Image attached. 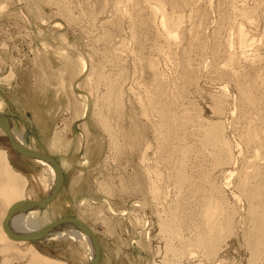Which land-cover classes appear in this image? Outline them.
Segmentation results:
<instances>
[{"label": "bare ground", "instance_id": "6f19581e", "mask_svg": "<svg viewBox=\"0 0 264 264\" xmlns=\"http://www.w3.org/2000/svg\"><path fill=\"white\" fill-rule=\"evenodd\" d=\"M2 1L7 2L8 0H2ZM200 1L202 2L203 0H200ZM105 2L103 0L102 1L98 0L96 2L95 7H93L95 9H93V11L91 10V12L89 13V14H91V20L93 22L97 19L96 15L102 14L103 12H105L106 9L110 8L113 11L118 10V9L122 10L123 6H126V4L128 5V3H126V2L130 3L129 0H113V3L111 4L112 6L110 7L107 5L108 2H106V3ZM205 2H208V1L204 0V3ZM218 2H217V5L219 4ZM234 2L238 3L237 0H227V1L225 0L226 4L224 3V5H222V4H220V6L218 5L219 9L217 11L218 12L220 11V13H218L219 18L221 20L223 19V21H226V22L228 21L226 26L228 27L227 29L229 31V35L227 34L229 36V39L225 40V43L223 46L221 44L220 40L218 39L219 36H217V39H215L216 37H214L215 40H213L211 43V47H212L211 51L213 52V54L211 53V55H212L211 59L212 60H211L210 67H208V68H209V71L213 72L216 76L215 78L213 77V79H218L220 81L221 80H225V81L227 80L228 82H231L234 85V88L235 87L237 88V90H238V97L237 98L238 99L236 101H238V106H237V103H236V106L238 108L235 106L237 109V110H235L237 117H240L245 122L248 119L251 120L248 123L244 122L245 128H244V133H242V135L243 134L244 135L243 136L241 134L239 135L241 137L240 142L242 140L243 144H244L243 146H245L247 148V150H249V151H250V149L253 150L252 148L255 145L257 146V148L255 150H253L254 153L251 156H253L252 158L255 162L256 161L258 162L261 160V157H262V154H260V151L264 150V138H261L264 135L263 134L264 133V131H263L264 130V125H263L264 123L262 121V116H261L262 111L264 114V105H263V107L261 106V104H263V103H261V100H259V98H258V97H260L261 99H263L262 97H264V96H261V94L264 95V84L262 85V89L257 88V86H256L257 84H255V83L258 80L256 81L253 79V74H252L253 70H251L248 67V69H249L248 73L250 74L249 76H252V77H250L251 79L247 83L248 84L247 88H243L240 86L241 85L240 84L241 76L238 73L234 72V70L231 71V69H230V71L228 70L229 72L226 71L225 69H220V68H222L220 66H223V68H226V66L228 64H230L228 66H231V65L234 66L238 63L239 64L242 63L244 65L247 64L249 66H252L255 63H257L258 59H260L259 55H258V49L260 47H264V35H262L263 33L260 35L259 31L257 32V30H255L256 24L258 23V20H256V18H254V20H253V17H254L253 13H254L255 9H254V11H252L250 8L249 9L248 8L242 9L240 7V9L237 8V11L235 13V12H233V9H234L233 3ZM124 3H126V4L123 5ZM136 3H138V2H136ZM197 3L199 4V0H197ZM220 3H222V2H220ZM228 4H230V5L228 6ZM148 5H149V12H150L153 20L156 21V25H154V26H156L155 28L157 29L156 36L159 38V40H162L163 45L164 44L166 46L170 45V47L172 45L173 46L174 45H177V46L180 45L181 40H183L185 42H189V43L193 42L191 40V39H193L192 37H194L193 32H195L196 27L201 26L200 22L202 23V18H206L202 14V11L201 12L199 11L200 8L198 6H200V5L196 6L197 4H195V5L192 4L193 6L189 7V8H191V10H189L188 16L187 15L185 16L182 13L181 14L180 13L167 14L165 9H164V4L161 0H154L152 3H149ZM4 6H5L4 3H2L0 6V9H1L0 20L3 19L5 16L7 17V19H9L10 16L16 17V19H18L22 25L21 24L17 25L18 23L15 22L16 25H14V27L18 26V28H21L22 31H25V32L28 31L27 29H31L33 27L35 28V31L37 33V38L39 39L38 40L39 47L37 49H35V52H33L34 53L33 56L35 58H33L34 60L31 62H33V64L36 65L38 63H41V61H43L42 66H44V61L46 63V62H53L55 60L59 64L58 67L56 66L57 68L53 67L54 69L53 68L49 69V70H51V71H49L50 73L48 72V70H47L48 73L46 71L39 72L38 71L39 67L37 66V70L35 69L37 72L34 71L33 74H34V76L39 75L38 78L40 80L39 81L40 86L38 84L39 88L37 87L38 90H36V92L40 91V94L37 97V95H35L36 92H32V91H35L34 88L31 90V89H29V87H26V86H28L27 84H26V86L24 84H22L20 86V89H26L27 90V94L23 95V98L26 99L28 102H31V103L33 101L36 104H43V98L45 97L44 93L47 92V89L53 88L51 83H50V80H51L50 77L51 76L54 78H57L59 76L66 77L67 81H68V83L66 82V84L69 85L70 90L72 88L71 93L73 94V100H72L73 102L71 100L67 99L68 102L65 105L66 106L65 109L67 111H70L71 116H73V118L76 119L80 123L79 124L80 127H78V128L81 130V132L76 135L77 144L75 146L76 147L75 150L82 149L84 144L89 142V138H91L92 133L94 131L93 128L97 127L103 134V137H102V135H100L101 138L99 141H103L104 139L107 138L110 141L111 146L114 147L115 152H113V153H116V158H118V159L123 158L125 162L126 161L129 162V164L128 163L127 164L130 165V167H131L132 172L128 176L126 175L127 177H125L126 171L125 172L123 171L125 169V167L123 166L124 169L122 171L124 172V175H117V176L108 177L109 179H111L110 182H109V179L106 178L107 179L106 180L104 178V175H100L99 178L97 177L98 178L97 180L95 179L96 180L95 182L93 181L95 183L96 193H100V194L104 193L105 194L104 195L105 199L103 200V202L101 204L94 205L93 199L89 196L82 197L79 199L77 198L78 200L77 201L75 200L76 202H74L73 205H71L69 203V201H67V203H66V206L68 208L73 209V210L74 209L77 210V217H74L73 219H77L78 221H80L81 223L86 225L89 228V230H91L92 234L94 235V237L98 243L99 257H98V261L96 264H113L111 259H107L103 255V252L101 249V244L99 242L98 237L96 236L95 229L91 225V222L92 221L96 222V220H101L102 222H105V223H107V222L112 223L113 221H115V222H120L123 225L128 224L130 226V228L134 230L133 232H135L137 229H139L135 233H131V234H136V236L144 235V240H146L145 238H149V228L151 227V225H153L155 223V221H154V218H155L156 225L159 228L158 229L159 231L157 230L158 234L160 235V237H162V240H163V237L166 238V240L165 239L163 240V242L165 241V244H164L165 250H164V256H163V260H162V261H164L163 264H193V262L191 263V261L194 259H197L199 256L202 257L203 260H210L213 257H215L217 252L219 253L223 249V247H220L221 241L223 239H225V237L230 235V234L238 235L239 234L238 230H240V235H241L240 237H242L244 244L251 251V255H252L251 257L259 258L260 256H262L264 254V166L263 167H256V164H254V162H252V161H250V164H249L248 161L244 158L245 157V155H244L243 158L241 157L242 158L241 159L242 166H240L241 169L239 170L238 174L236 175L237 178L234 177L237 180L232 181L234 179L233 178V175H234L233 171H229L227 175H224L225 174L224 173L223 174L224 177H222V180H220L221 177L219 178V176L216 175L215 171L221 167L230 166L232 162H235L237 158H240L238 156H242V153L240 151L241 155L237 154L238 156L235 158V156L233 154V149L231 148V145H230L231 142L229 143L226 140V135H225V129L226 128L224 127L223 122H220L219 120H206V121L204 120L205 125H204L203 129L200 130L196 134V141L194 140L195 146L192 147L189 144H186V142H185V144H182L183 143L182 138L178 137V133L180 134V132H178V131H179L180 126L183 125L182 123L186 122L185 121L186 119L184 117H182L183 113L180 114L178 117L176 115L177 111H175L176 113L173 114L170 109H168L165 105H163L164 103L162 102V98L164 96L163 93H165L164 92L165 86L162 84V82L160 80H158V77H157L156 72L154 70H152V71L149 70L150 71L149 73L150 74L152 73V75H151L152 76L151 77L152 78V84L150 83L151 85H150V88L148 87V90H147V88H146V90L143 89V91L147 92L145 96L144 95L142 96L140 94V92L138 90L139 86L138 87H136V86L134 87L133 85L129 86L128 78L126 77L124 67L122 69L118 70L119 73L117 74L116 78H114V79L111 78V75L105 76L102 72V65L99 62L100 60L98 61L97 56L106 59L108 57V55L110 54L108 49H106V45L109 46L111 43L117 41V39H116L117 35H115V33H114L115 31H112L113 26H114V30H115L116 26L118 27L117 22H115V23L113 22L114 25L113 26L111 25L112 28H110L109 26H106V24L104 22H103V24L99 23L101 25L98 24L99 25V26L97 25L98 28H101V30H104L103 31V34H104L103 39H104L105 47L102 49H100V48L96 49L95 47L94 48L92 47L93 46L92 45L93 43H92L91 44L92 45L91 46L92 47L91 52L90 53H84L85 51H83L82 46H79L80 38L79 37H78V39L76 38V40H75L76 42H70L68 40L69 38H68L67 33L62 31L61 24L55 23L52 26L50 24V22H48V20H41L40 18L32 19V15H29V14L26 15L23 12H20V14L18 13L17 15L12 14V12L5 14V12H3V10H2V9H4L3 8ZM203 6H204V4H203ZM218 6L216 8H218ZM229 7H231V8H229ZM254 7H255V5H254ZM125 8H127V7H125ZM182 8H183V6H182ZM61 10H60V12H61ZM123 11H121V12H123ZM64 12H65V10H64ZM116 12H118V11H116ZM61 13H63V12H61ZM123 13L125 15L127 14L125 12H123ZM239 16H240V18L238 19V23H235L234 22L235 17H239ZM261 18H260V20H261ZM64 19H66V21L71 23V24H72V22H75V20L72 19L69 16V14L65 15ZM194 19L198 20L197 23L195 22ZM263 20H264V18H263ZM188 21L189 22L191 21L193 26L190 27V29L188 31L186 30L187 32L182 31L180 29L181 28L180 25L184 24ZM93 22H92V24H94ZM226 22H223V23L226 24ZM13 23H14V21H13ZM109 23H111V22H109ZM95 24H96V21H95ZM43 26H45V27H43ZM221 29H223V28H221ZM256 29H258V28H256ZM178 35H180L182 37L181 40H178V38L180 37V36L178 37ZM217 35H219V34H217ZM47 38L52 39V41H55L54 44H52V43L50 44L49 43L50 41L47 42ZM81 39H83V38H81ZM234 39H235V42H234ZM91 41H95V39L92 38ZM200 42L198 41V46H199L198 51L203 50V46H204V43L200 44ZM203 42H205V41L203 40ZM223 42H224V39H223ZM153 43H155V42L153 41ZM115 44H118V43H115ZM138 44L141 45V43L139 41H138L137 45ZM234 45H235L236 51H234ZM155 46H156V44H155ZM222 46H223L225 54H226L225 56H223V61H222V58H220L221 60L218 58V53L217 54L215 53L216 51H219V48L220 47L222 48ZM35 47H36V45H35ZM159 47H161V46H159ZM167 49H169V48L167 47ZM110 56H111V54H110ZM94 57H96V59ZM112 58H114V57H112ZM184 59L181 60L179 63V65L181 67V72H182L181 73L182 74V76H181V79H182L181 85L182 86H180L181 88H180L179 92H180V96L182 99L188 93L187 90H190V89H187L188 87L194 86V85L196 86V84H197L196 83L197 82L196 76H198V75H196L195 72H193L194 70L191 71L190 70L191 68L189 69V67L187 65V63H189V61L187 62ZM108 60H110V58ZM5 61L6 62H4L0 59V69H1V65H3L2 67L6 66V64L9 65L10 67L13 66V64L9 62V61H12L10 58L5 59ZM3 63H5V64H3ZM107 64H108V62H107ZM220 64H222V65H220ZM233 69H234V67H233ZM111 70H112V68H111ZM254 74H255V72H254ZM247 75L245 77H247ZM211 77H212V75H211ZM34 79H36V78H34ZM243 79H245V78H243ZM218 80H216V81H218ZM259 80H261V79H259ZM52 81H53V79H52ZM103 81H104V87L106 88V90L103 91V93H105V94L102 98H95V96H96L95 94H98L100 92V89H99V87L101 86L100 83H102ZM59 82H60V80H59ZM2 83L7 84V91L8 92L11 91L12 84L15 83V88H17L19 86L18 85V72L14 66H13V68L10 69L7 76L5 75V77H2V74H0V85ZM244 83H245V81H244ZM36 84H37V82H36ZM36 84H34V85H36ZM259 86H260V84H259ZM58 88H55V96L58 95L60 92L61 88L60 89H58ZM222 88H223V86H222ZM222 88H221V90H223V91L220 90L221 95L218 94L219 96L212 97L213 99L211 98L212 101L214 102V104L212 106V112L215 115H222V114L224 115V111L228 105L229 100H228V96L226 93L227 90L224 88L222 89ZM225 88H226V86H225ZM79 92H82V93H79ZM256 92H258L260 94V96H257ZM29 93L32 96H30ZM144 93H142V94H144ZM36 94H38V93H36ZM15 97H16V95H15ZM92 98H93V100H92ZM94 98H95V100H94ZM34 99H37V100L34 101ZM99 100H101L102 105L100 104ZM161 103H163V104H161ZM57 104H58V102H57ZM160 104H161V106L158 107V112H157V115L159 116L158 119L160 120V123L158 125H156V123H153V122L150 123V121L152 119L150 118V116H149V118L151 120H149L147 118V108L148 107L154 108V106H157ZM191 105L193 106L192 103H191ZM37 106H38V108L35 107V108H37V110L33 112L34 116H32L33 124H36L38 126H44L45 129H48L46 126L48 124H54V127H55L53 129L54 131L52 133V137L50 138V140L47 143V148H48L50 153L55 154V155L59 154L61 156L60 161L57 160L56 158H53L52 156H48V157L51 158L59 166V169L61 171L62 178H63L59 191H62L61 189L64 186V182H65L64 181L65 180V173H66V171H68V168H70V166L67 167V165H69L68 161H70L67 158L70 156L71 151L74 150V148H73L74 143H73V140L72 141L65 140V143L62 142V140L65 139V138H63V133L66 131V127H68V126L66 125V127H63V129L57 128L56 124L54 122H52V121H54L52 118L51 119L47 118V120H46V117L43 116L42 114H40L43 111V106L41 107V105H40L41 108L39 107V105H37ZM62 106H63V104H62ZM181 107L183 108V106H181ZM4 109H5L4 96L0 92V115L1 116H4L3 114H1L2 112H4ZM183 109L185 111V106ZM176 110H178V109H176ZM150 111L151 110H149L148 113H152ZM180 111H181V109H180ZM186 111H187V109H186ZM58 112H60V111H58ZM43 114H45V113H43ZM251 114H252V117L250 118ZM149 115H151V114H149ZM7 116L8 115H6V117H5L6 120H7ZM186 116H187V114H186ZM254 116H255V118H254ZM13 117H15V116H13ZM113 117H114V119H113ZM231 118H232V116H231ZM10 119H11V117H10ZM10 119H9V121H10ZM74 119H72V121ZM19 121H21V120H19ZM112 121H114V125H112ZM9 123L10 122H8V126H9ZM73 123H75V122H73ZM147 123H148V125H150L149 127H148ZM69 124H70V122H69ZM23 125H24V123H23ZM10 126H9V131H10L11 135L13 136V138L15 139V141L17 143H19V145L23 146L22 145V143H23L25 145L23 147L30 149V150H33V151H36V152H39V151L32 149L31 147L27 146L29 144L25 143V141H24L25 138H23V132L22 131H19L17 133L15 131L11 132L12 129H10ZM21 126H22V124H21ZM230 126H231V124H230ZM244 126H242L241 128H243ZM232 127H233L232 131H236V129H237L236 122L233 124ZM238 127H239V125H238ZM36 128H37V126H36ZM181 128L183 129V127H181ZM39 129L40 128H37V130H39ZM40 133H42V132H40ZM148 134H151L154 138H157V139L152 138V140H155V141L158 139L161 140L160 141L161 148L160 147L159 148H160V151L162 154L159 153L158 148H157V150H158V155H160V154H161V156L164 155V158L162 159V160H164V162H163L164 167L163 168H160L159 165H157V164H156L157 166L155 165L154 168H150L146 165L147 164L146 163V153H147L146 148H149L151 146L150 145L151 143H148V138H150V137H148L149 136ZM3 135H5V137L7 139L9 149H6L5 147L3 148L0 146V167L4 165L3 168H5V169H3L1 167L0 171H2V169H3V171H6V172L9 171V173H10L12 171V168L8 162L9 161L8 160V153H9V155H10V151H13L15 154H17V153L10 146L9 140H8V137H7V134L5 133V131L0 129V136H3ZM40 135L41 134H39V137H40ZM95 136H97V135H95ZM97 138H98V136H97ZM93 139H94V137H93ZM96 140L98 141V139H96ZM96 140H95V143L98 144V142H96ZM173 142L177 143L176 146H173ZM90 146H91V144H90ZM102 146H100V147L102 148ZM235 147H236V145H235ZM85 148H86V151H85V155H84V160L79 163V165L83 168L88 165L87 156H88V153L90 151V150L88 151V149L90 148L89 144H86ZM246 148H245V150H246ZM237 149H238V146H237ZM240 149L241 148H239L238 151ZM93 150H95V149H93ZM100 150L101 149H99V151ZM157 150H156V153H157ZM204 151H208V154L213 158L212 159V167H211L212 170L210 169V171L206 170V163L204 165V159H203ZM245 152H244V154H245ZM100 153H101V151H100ZM100 153H98V154L100 155ZM93 154L95 155V153H93ZM250 154H248V156ZM17 155H19V154H17ZM158 155L155 154V156L159 157ZM19 156H22V155H19ZM22 157H24V156H22ZM88 157H90V156H88ZM26 158H29V157H26ZM109 158H110V156H109ZM116 158H115V160L117 161ZM249 158H250V156H249ZM30 159H33L37 163H40L41 166L43 165V168L41 169L42 171H40V173L36 174L35 183L37 182L38 185L42 186L43 190H45V193H47L49 191V193H48V195H49L51 193L54 185H55V182H56V170L53 168L52 165H50L49 163H46L45 161H42V160H39L36 158H30ZM62 159H64L65 161H63ZM147 159H149V158H147ZM162 160L160 163H162ZM251 162H252V165H251ZM237 163H238V161H237ZM239 163H240V161H239ZM209 165H211V163ZM164 168H165V170H164ZM223 170L225 171V169H223ZM223 170H220V171H223ZM1 174L2 173L0 172V175ZM127 174H128V172H127ZM2 175H4V174H2ZM9 175H8V177H9ZM4 176H2L1 178H4V179L8 178V177H6V175H4ZM6 180H10L11 183H13L11 178L6 179ZM1 181H3V179ZM13 181L15 182V179ZM7 183H9V182H7ZM7 183H5V184H7ZM76 183H77V179H74L73 182L71 183L72 185H71L70 190H73L74 187L75 188L78 187ZM3 185H0V186H2V189H0L2 192H4L3 191V188H4ZM11 185L12 184H10V185L8 184V189L10 188ZM13 187H15V186H13ZM13 187H12V189H13ZM36 187H37V185H36ZM39 188H38V190H39ZM5 189L6 188H4V190ZM23 190H25V189H23ZM226 190H232L231 194L234 198L238 199V200L236 199V201L238 203L241 200L245 201L247 207H246V209L244 208L245 214L243 212L242 213L245 215L246 219H245L244 215H242L238 211L237 208L233 209V207H232L233 204H230V202H229L230 200L228 201V198L225 195ZM14 191H15V189H14ZM27 191L29 193V189ZM59 191L56 194H58ZM7 192H8V190H7ZM31 192H30V194H32ZM18 193H19V191H18ZM18 193H16V194H18ZM2 194H4V193H2ZM7 195H8V193L6 194V196ZM11 195L14 198H16V196H14L13 194H11ZM6 196H4V198ZM37 196H40V195L37 194ZM2 197H3V195H2ZM9 197H10V195H9ZM76 197H78V196L73 194L72 200L76 199ZM1 198H0V222L3 223V221L6 218L7 212L12 207V205H8L9 202H11V201L6 200L8 202V204H7L6 201H4L2 199L5 202V204H7L5 206L4 203H2ZM100 198H102V197H100ZM10 200H11V197H10ZM132 200H134V202L131 205H129V203H130L129 201H132ZM22 201L40 202L41 200L40 201H31L28 198V200L23 199V200H21V202ZM12 204H15V202H13ZM47 204H45L41 207H38L37 209L31 210V212H28L27 214H25L26 216L23 215L24 217L21 218V220L16 219L18 225L20 227H22L25 230V232L28 233L29 230L27 228H29L30 226H35V224H37V222L39 220L44 221L43 223L47 222L46 225L54 222L50 219V215L44 211L45 206ZM1 206H3L6 210L4 209V211H3V209H2V211H1V208H2ZM240 206H238V207H240ZM241 208L243 209V206ZM59 209H60V207H59ZM42 210L45 213L41 212ZM147 210H149V212L151 213V216L154 217L153 219L151 216L148 215ZM239 210H241V209H239ZM14 216L15 215H13L9 219L10 229L12 230V232H14L16 234L26 235V234H24L25 232L21 233L14 228V223L16 222V221H14ZM21 217H22V215H21ZM19 218H20V215H19ZM68 218H72V217H68ZM243 222H244V224H243ZM105 223H103V224H105ZM44 226L45 225L43 224V227ZM2 228H0V229L3 230ZM39 230H41V229H39ZM60 230L62 231V233L61 232L60 233L62 234L63 238H66L69 241V243H70V241L74 242L72 244H74L75 246L71 245V243H70L71 249L69 248V245H68V248L70 249V251L72 253V257H73V259H71V261L75 262V261L80 260V263L87 264L91 259H93L94 255H95V246L93 244V240L85 232L80 231L79 229L75 228L72 225H66V226H64V229L53 230L49 234H47V235L45 234L46 236L43 239H40L38 241H31V242H40L41 240H44L45 238H47L51 233H54L55 231H60ZM36 231H38V230L30 232L29 234L34 235ZM129 232H131V231L129 230ZM3 233H1V234H3ZM40 236L41 235H39V237ZM54 236L52 235V238ZM8 239H9V237L7 239H4V240L6 242H9L11 240L10 241L11 243H9V244L12 245L14 243L13 242L14 240H12L11 237H10V240H8ZM138 239L140 240L141 238L139 237ZM60 240H61V237H60ZM58 241H59V239H58ZM6 242L4 243L5 245H6ZM0 244H1V247H3L2 243H0ZM9 244L7 243L8 252L13 251V253H14V250L17 248L10 247V249H9ZM27 247L29 248V246H27ZM4 248L6 251L5 246L3 247V250H4ZM13 248H14V250H13ZM80 248H82V249H80ZM1 252L3 253V251H1ZM11 252H9L8 255H10ZM16 252H18V251H16ZM26 252L29 253L31 251L27 250ZM2 253L0 254V256L3 258ZM6 254H7V251L4 254V256ZM16 254L17 253H15V255ZM31 254H32V252H31ZM21 255L22 254L20 253L19 257L22 259L28 254L24 255V253H23L24 257ZM36 256H37V253H36ZM6 257L8 258L9 256H6ZM6 257L4 259H7ZM19 257L17 256L15 258V262L17 259H18L17 261H19V259H20ZM37 258H39V257H37ZM40 258H42V257H40ZM40 258H39V260L37 259V261H36L35 258L30 259L28 257V259H30V260H28V262L29 261H31V262H29V263L27 262V264H65V261L61 262L58 260L55 261V260H51V259L48 260V259H44V258L40 260ZM45 258H47V257H45ZM9 259H12L11 255H10V258H8L7 260H3L0 258V264H11L14 259H12L11 261H8ZM154 264H156V263H154Z\"/></svg>", "mask_w": 264, "mask_h": 264}, {"label": "rangeland", "instance_id": "374dc122", "mask_svg": "<svg viewBox=\"0 0 264 264\" xmlns=\"http://www.w3.org/2000/svg\"><path fill=\"white\" fill-rule=\"evenodd\" d=\"M97 1L96 0H51V1L50 0H45V1L44 0H8L7 2H5V1L0 0V3L1 4L4 3V5H5L3 7L4 9H2L3 12H5V14L12 12V14L17 15L18 13L20 14V12H23L26 15L27 14L32 15V19L40 18L41 20H48V22H50V24L52 26L55 23L61 24L62 31L67 33L68 38H69L68 40L70 42H76L75 41L76 38L77 39H78V37L80 38L79 42L81 44L79 43V46H82L83 51H85L84 53H90L92 50V47L93 48L95 47L96 49H99V48L102 49L105 47L104 39H103V35H104L103 31L104 30H101V28H98V26L101 25L99 23L103 24V22H104L106 24V26H109L110 28H112L111 25L113 26L114 23L117 22L118 27L116 26L117 28L115 27V30H114V26L112 28V31H115L114 33H115V35H117L116 36L117 41L113 42L114 44L111 43L109 46L106 45V49H108L111 56L109 54L106 59L97 56L98 61L100 60L99 62L102 65V72L105 76L111 75V78L114 79V78H116L117 74L119 73L118 70L122 69L124 67L126 77L128 78L129 86H132V85L134 87L139 86L140 88L138 87V90H139L140 94L142 96L143 95L145 96L147 92L143 91V89L146 90V88H147V90H148V87L150 88V85L152 84V78H151L152 73L150 74L149 72L154 70L156 72L158 80H160L162 82V84L165 86V89H164L165 93H163L164 96L162 95L163 96L162 102L164 104L163 103H161V104L165 105L168 109H170L173 114L176 113L175 111H177L176 115L178 117L180 114L183 113L182 117H184L186 119L185 120L186 122L182 123L183 125L180 126L179 131H178V132H180V134L178 133V137L182 138V142H183L182 144H185V142H186V144H189L192 147L195 146L196 134L200 130L203 129L206 120H219L220 122H223L224 127L226 128L225 129L226 140L229 143L231 142L230 145H231V148L233 149V154H234L235 158L239 154L241 155V153H242V156H238L240 158H237L238 160L236 159V161L232 162L230 166L221 167L215 171L216 175H218L219 178L221 177L220 180H222V177H224L223 174L225 173L224 175H227L229 171H233L234 172L233 178L234 177L237 178L236 175L238 174L239 170L241 169V167H240V166H242L241 159L244 157V155H245L244 158L248 161L249 164H250V161H252V162H254V164H256V167H263L264 166V150L260 151V154H262L261 160L258 162L257 161L255 162L252 158L253 156H251V155H253V153H254L253 150H255L257 148V146L255 145L252 148L253 150L250 149V151H249V150H247V148L245 146H243L244 145L243 141L241 140V142H240L241 137L239 135L240 134L242 135V133H244V128H245L244 122L245 121L242 120L240 117H237V114L235 112V110H237L236 107L238 106V101H236L238 99L237 98L238 97L237 88L236 87L234 88V85L231 82H228L227 80L226 81L225 80L220 81L218 79H213V77L215 78L216 76L213 72H210L209 68H208V67H210L211 60H212L211 59L212 58L211 53L213 54V52L211 51L212 50V47H211L212 41L217 39V36H219L220 38L218 37V39L220 40L221 44L224 46L225 40L229 39V36H228L229 31L227 29L228 27L226 26L228 21L226 22V21H223V19L221 20L219 18V14H218V13H220V11L219 12L217 11L219 9L220 4L224 5L225 0H206L208 2H205V3H204V0L202 2L199 0V4L197 3V0H161L164 4V9H165L167 14H171V13H174V14L180 13L181 14L182 13L183 15L188 16L189 10H191V8H189V7L193 6L192 4H194V5L197 4L196 6L200 5V6H198L200 8V9L198 8L199 11L200 12L202 11V14L204 15V17H206V18H202V23L200 22L201 26L196 27L195 32H193L194 37H192L193 39H191L193 42H190V43L185 42V41L181 40L182 37L180 35H178V37L179 36L181 37V38L179 37L180 39L178 38V40H181V44L178 46L172 45L171 47H170V45L169 46H166L165 44L163 45L162 40H159V38L156 36L157 29L155 28L156 26H154V25H156V21L153 20L151 14L149 12V5H148L149 3H152L154 0H132V1L129 0L130 3L126 2V3H128V5L126 3L123 4V5L126 4V6H123L122 10L118 9V10L113 11L112 9L108 8L102 14L96 15L97 19L95 20L96 21V24H95V21L93 22L91 20V14H89V13L91 12V10L93 11V9H95L93 7H95ZM103 1L108 2L107 3L108 6H110V7L112 6L111 4L113 3V0H103ZM237 1H238V3L237 2L233 3V5H234L233 12L236 13L237 8L240 9V7L242 9L243 8H245V9L250 8L252 11H254V9H255V11L253 13V15H254L253 20H254V18H256V20H258V23L256 22L257 23L256 28H258V29L255 28V30H257V32L259 31L260 35L262 33H263L262 35H264V20H263V18H264V10H263L264 9V0H237ZM136 2H138V3H136ZM217 2L219 3L218 4L219 6L217 5ZM220 2H222V3H220ZM1 4H0V6H1ZM203 4H204V6H203ZM229 5L230 4H228V6ZM254 5H255V7H254ZM182 6H183V8H182ZM217 6H218V8H216ZM125 7H127V8H125ZM231 7H229V8H231ZM60 10L63 13H61ZM64 10H65V12H64ZM116 11H118V12H116ZM121 11H123L127 14L125 15ZM0 12H1V9H0ZM67 14H69V16L72 19H74L75 22H72V24L67 22L66 19H64V16ZM239 18H240V16L235 17L234 22L238 23ZM260 18H261V20H260ZM13 21H14V23H13ZM91 21L95 25L92 24ZM197 21L198 20L196 19L195 22L197 23ZM222 21L226 22V24H224ZM15 22L18 23L17 25L21 24L19 22V20L16 19V17H11V16L9 17V19H7V17L5 16L3 19L0 20V26H1L0 27V59L2 61L6 62L5 59L10 58L12 61H9V62L13 64V66L15 67V69L18 72V81L20 83H23L25 86L27 84L28 86H26V87H29V89H31V90L34 88L35 91H32V92H36V90H38L37 89L38 84L40 86V82H39L40 80L38 78L39 75L34 76V74H33L34 71L37 70V66L39 67L38 68L39 72H41V71L47 72V70L49 72V71H51L49 69H52L53 67L57 68L59 66V64L53 59L54 60L53 62H46L47 64L44 61V66H42L43 61H41L42 64L38 63V64L34 65L33 62H31L34 60L33 58H35L33 56L34 55L33 52H35V49H37L39 47V42H38L39 39L37 38V33L35 31V28L33 27L31 29H27L28 31L25 32V31H22L21 28H18V26L14 27V25H16ZM109 22H111V23H109ZM192 26H193L192 22L188 21L184 24H181L180 29L182 31H186V30L188 31L190 29V27H192ZM43 27H45V26H43ZM221 28H223V29H221ZM217 34H219V35H217ZM214 37H216V38L214 39ZM81 38H83V39H81ZM92 38H94L95 41H91ZM223 39H224V42H223ZM203 40L205 42H203ZM135 41L137 43L139 41L142 46L140 44L137 45V43ZM153 41L155 43H153ZM198 41L199 42L201 41L200 44L204 43L203 50L198 51L199 50ZM47 42H49L50 44L51 43L54 44L55 41H52V39L47 38ZM234 42H235V39H234ZM115 43H118V44H115ZM155 44L157 47L155 46ZM35 45H36V47H35ZM159 46H161V47H159ZM223 46H222V48L221 47L219 48V51L215 52L216 54L218 53L219 59L222 58V61H223V56L226 55ZM167 47L169 49H167ZM234 51H236L235 45H234ZM258 55H259L260 59H258V62L252 66H249L247 64L244 65L242 63L241 64L238 63L239 65L236 64L234 66H232V65L228 66V65H230V64H228L226 66V68H223V66H220L222 68H220L219 66L218 67L220 69H225L226 71H228V70L230 71V69H231V71L234 70V72L238 73L241 76V81H240L241 85L240 86L243 88H247V85H248L247 83L251 79L250 77H252V76H249L250 74L248 73V70H249L248 67H249L251 70H253V72H252L253 79L256 81L258 80L255 83V84H257L256 85L257 88L262 89V85L264 84V74H263L264 73V47H260L258 49ZM112 57H114V58H112ZM94 58L96 59V57H94ZM109 58H110V60H108ZM183 59L187 62L189 61V63L186 62L189 69L191 68L190 69L191 71L194 70L193 72H195L196 75H198V76H196V80H197L196 86L194 85V86L188 87L187 89H190V90H187L188 93L182 99L180 96V92H179L180 88H181L180 86H182L181 85V83H182V81H181L182 80L181 79L182 74L181 73L182 72H181V67H180L179 63ZM107 62H108V64H107ZM3 64H5V63H3ZM220 65H222V64H220ZM2 66L3 65H1V69H0L1 73L0 74H2V77H5V75L6 76L8 75L10 69L13 68V66L10 67L7 64L4 67H2ZM233 67H234V69H233ZM111 68H112V70H111ZM254 72H255V74H254ZM245 74L246 75L248 74L247 77H245L246 76ZM211 75H212V77H211ZM34 78H36V79H34ZM243 78H245V79H243ZM50 79H51L50 83L53 87L52 88L53 90L47 89V92L44 93L45 97L43 98V104H36L35 103V107L38 108L37 105H39V107H40V105H41V107L43 106V111L40 114L45 116L46 120H47V118H50V119L52 118L54 120L52 122H54V123L56 122L55 124H56V126H58L57 128L63 129V127H66V125H67L68 127H66V131L64 132L65 134L63 133V138H65V139L62 140V142L65 143V140H67V141L73 140V143H74V147H73L74 150L71 151L70 156L67 158L70 160V161H68L69 165H67V167L70 166V168H68V171H66V173H65V183L67 184V188H66L67 190H66V192H64L62 199H64V200L67 199L69 201V203L71 205H73L74 202H76L79 198L89 196L93 199L94 205H99L105 199V197H104L105 194L104 193H102V194L96 193L94 182L100 177V175H104L105 179L106 178L109 179L108 177H111V176L124 175L125 171H126L125 177H127L132 172L131 167H130V165H128L129 164L128 161L125 162L123 158H119V159L116 158V153H113V152H115L114 147L111 146L110 141L107 138L104 139L105 141L104 140L99 141L101 138L100 135H102V137H103V134L97 127L93 128L94 131L92 133V136H91V138H89V142L86 143V144H89V147H90L88 149V151L90 150L88 153V156H90V157L87 156L88 165L85 166L84 168L79 165V163L84 160V155H85V151H86V148H85L86 144H84V146H83L84 149L82 148L79 150H75L76 149L75 146L77 144L76 135L81 132V130L78 128V127H80L79 126L80 123L76 119H74L73 116H71L70 111H67L65 109V107H66L65 105L67 104L68 100H71V101L73 100V94L71 93L72 88L70 90L69 85L66 84V82L68 83L67 78L64 76L63 77L59 76L57 78H54L51 76ZM52 79H53V81H52ZM259 79H261V80H259ZM59 80H60V82H59ZM216 80H218V81H216ZM244 81H245V83H244ZM36 82H37V84H36ZM34 84H36V85H34ZM259 84H260V86H259ZM1 85H2L1 90H2V88H7L6 83H2ZM100 85L102 87L101 86L99 87L100 92L98 94H95L96 95L95 98H102L105 94V93H103V91L106 90V88L104 87V81L102 83H100ZM222 86L224 89L227 90L226 93H227L229 101H228L227 108L224 111V115L223 114L222 115H215L212 112V106L214 104V102L212 101V99H213L212 97H216V96L221 95L220 92L223 91V90H221ZM225 86H226V88H225ZM54 87L58 88V89L61 88L60 92L58 94L59 96L58 95L55 96V88ZM36 93H38V94H36ZM36 93H35V95H37V97H38L40 94V91H37ZM79 93H82V92H79ZM142 93H144V94H142ZM29 95L32 96L30 93H29ZM256 95L260 96V94L258 92H256ZM261 96H264V95L261 94ZM8 97H9V95H8ZM95 98H94V100H95ZM258 98H259V100H261V103H263V104H261V106L263 107L264 97H262L263 99H261L260 97H258ZM36 100L37 99H34V101H36ZM92 100H93V98H92ZM57 102L59 105L57 104ZM99 102L101 104V100H99ZM190 102L193 104L194 107L191 105ZM236 103H237V106H236ZM62 104H63V106H62ZM161 104L154 106V108L153 107H151V108L148 107L149 109L147 108V118L149 120L152 119L150 121V123L153 122V123H156V125H158L160 123V120L158 119L159 116L157 115V112H158V107L161 106ZM181 106H183V108L185 106V111ZM37 108H34L33 110L36 111ZM176 109H178V110H176ZM180 109L182 112L180 111ZM186 109H187V111H186ZM149 110H151L150 112H152V113H148ZM58 111H60V112H58ZM7 113H8V111H7ZM43 113H45V114H43ZM149 114H151V115H149ZM186 114H187V116H186ZM252 114L250 115V118L252 117ZM30 115H31V110L27 109L26 110V120L27 121L30 119ZM32 116H34V114ZM149 116L151 119L149 118ZM231 116H232V118H231ZM261 116H262V121L264 123L263 111L261 112ZM254 118H255V116H254ZM72 119H74V120L72 121ZM113 119H114V117H113ZM250 121L251 120L248 119L245 123H248ZM69 122H70V124H69ZM73 122H75V123H73ZM233 122L234 123L236 122V127H237L236 131H232L233 130L232 126L234 124ZM230 124H231V126H230ZM112 125H114V121H112ZM147 125H148V123H147ZM238 125H239V127H238ZM46 126L48 128V131L46 132L47 139H48L49 136H51V133L55 127H54V124H48ZM149 126L150 125H148V127ZM242 126H244V127L241 128ZM20 127H22V126H20ZM181 127H183V129ZM30 131L31 130H28V134H27L28 136L26 138V140H27L26 142H28L29 145L33 146L32 149H35V150H37V151H39V152H41L47 156H52L53 158H56L57 160L60 161L61 156L59 154L55 155V154H52L49 152V150L47 148L48 140L44 139V140L36 143L31 138V136H30L31 132ZM95 135H97L98 138ZM148 135H149L148 137H150V138H148V143H151L150 144L151 146L149 148H146L147 149L146 150V152H147L146 153V163H147L146 165L150 168H154V166L157 164V165H159L160 168H163L164 167L163 166L164 160H162V159L164 158V155L161 156V154H162L160 151V148H161L160 141L161 140H159V139L156 141L152 140V138H154V137L151 134H148ZM93 137H94V139H93ZM261 138H264V135ZM96 139H98V141ZM154 139H157V138H154ZM95 140H96V142H98V144L95 143ZM176 142H173V146H176V144L178 143V142L177 143ZM90 144L92 147L90 146ZM235 145H236V147H235ZM0 146L1 147L3 146L6 149H9L8 148V142H7L5 135L0 136ZM100 146H102V148ZM237 146H238V149L241 148L239 151L237 149ZM157 148L159 150V153H161L160 155H158ZM245 148H246V150H245ZM93 149H95V150H93ZM99 149H101L100 150L101 153H100ZM156 150H157V153H156ZM240 151H241V153H240ZM243 151L244 152L246 151L245 154ZM93 153H95L96 156ZM98 153H100V155ZM155 154L158 155L159 157L155 156ZM248 154H250L249 156L251 159L249 158ZM109 156H110V158H109ZM115 158L117 159V161L115 160ZM147 158H149V159H147ZM203 159H204V165L206 163V170L210 171V169L212 167V159L213 158L208 154V151H204ZM62 160L65 161L64 159H62ZM161 160H162V163H160ZM237 161H238V163H237ZM239 161H240V163H239ZM252 162H251V165H252ZM210 163H211V165H209ZM123 166L125 167V169L123 168ZM223 169H225V171ZM164 170H165V168H164ZM220 170H223V171H220ZM127 172H128V174H127ZM73 178L77 179L76 184L78 187L77 188L74 187L73 190H70V187L72 185L71 183L74 180ZM236 178H234L232 181L237 180ZM110 181H111V179H109V182ZM231 192H232V190H226L225 191V195L228 198V201L230 200L229 201L230 204H233L232 205L233 209L237 208L238 211L242 215H244L245 214L244 208L246 209V207H247L245 201L241 200L238 203L236 201L237 198H234L232 196ZM73 194L78 196L74 200H72ZM100 197H102V198H100ZM129 202H130L129 205H131L134 202V200L129 201ZM238 206H240V207H238ZM242 206H243V209L241 208ZM239 209H241V210H239ZM147 213L149 216H151V213L149 212V210H147ZM49 214H50L51 220L57 219V218H62V217L63 218H65V217L74 218V217H77V210L76 209L73 210V209L69 208L68 210L57 213L56 215L52 214V213H49ZM244 217H245V215H244ZM153 218L154 217H152V219ZM245 219H246V217H245ZM154 221H155V223L153 225H151V227L149 226L150 227L149 228V238H145L146 240H144V235H138L141 238L139 240L138 239L139 237L136 236V234H131V233H135L139 229H137L135 232H133L134 230L131 229L128 224L123 225L122 223L115 222V221H113L112 223H108V222L105 223V222H102L101 220H96V222L92 221L91 225L95 229L96 236L98 237L99 242L101 244V249H102L103 255L105 256V258L111 259L113 264H139V263L140 264H150V263L151 264H154V263L160 264L161 262H162L161 264H163L164 261H162V260H163V256H164V250H165L164 249L165 241L163 242V240L164 239L166 240V238L163 237V240H162V237H160V235L158 234L159 228L156 225L155 218H154ZM103 223H105V224H103ZM243 224H244V222H243ZM129 230L131 232H129ZM238 233H239L238 235L230 234L226 237L224 236L225 239H223L220 243V247H223V249L221 250V252H219V253L217 252L215 257H213L212 259L203 260L202 257H200L198 255L199 257L197 256L198 258L196 257L197 259L192 260L191 263L193 262V264H264V254L262 256H260L259 258L251 257L252 255H251L250 249L244 244L242 237H240L241 236L240 230H238ZM70 242L74 243L72 241H70ZM67 245H69V247H71L69 242ZM51 248L52 249L49 251V256L55 257L57 254L56 252H58V246H52ZM80 249H82V248H80ZM1 251H3V250L0 249V252ZM25 260H26V258H22L18 261V263L20 262L21 264H23V262H25ZM78 261L75 262V264H82V263H80V260H78ZM14 264H16V263H14ZM68 264H73V263H68Z\"/></svg>", "mask_w": 264, "mask_h": 264}, {"label": "crops", "instance_id": "0c3cea01", "mask_svg": "<svg viewBox=\"0 0 264 264\" xmlns=\"http://www.w3.org/2000/svg\"><path fill=\"white\" fill-rule=\"evenodd\" d=\"M23 83H20L19 81H18V87L17 88H15V83L14 84H12V86H11V91L10 92H8L7 91V88H5V90H4V88H2V90H1V87H2V85H0V92L3 94V96H4V101H5V109H4V112H2L1 114H3L5 117H6V115H8L7 116V121L8 122H10L9 123V126H10V129H12L11 130V132H19V131H22L23 132V138H25L24 139V141H25V143L26 144H28V142H26L27 140H26V138H27V134H28V130H31L30 132H31V134H30V136H31V138L34 140V142H40V141H42V140H44V139H47V135H46V132L48 131V129H45V127L44 126H38V125H36V124H33V122H32V115H33V109L35 108V103L32 101V103H33V105H32V103L31 102H28L26 99H24L23 98V95H25V94H27V90L26 89H20V86L22 85ZM6 94V95H5ZM16 95V97H15V95ZM8 95H9V97H8ZM19 101V102H18ZM27 102V103H26ZM18 105H17V104ZM27 109H30L31 110V115H30V119L27 121L26 120V110ZM7 110H8V113H7ZM17 112H16V111ZM21 117H20V116ZM13 116H15V117H13ZM10 117H11V119H10ZM23 118V119H22ZM9 119H10V121H9ZM18 119V120H17ZM14 120V121H13ZM19 120H21V121H19ZM17 122V123H16ZM14 123V124H13ZM23 123H24V125H23ZM56 123V122H55ZM21 124H22V126L23 127H20L21 126ZM15 125V126H14ZM19 125V126H18ZM27 126V127H26ZM36 126H37V128H40L39 130H37V128H36ZM15 127V128H14ZM56 127H58V126H56ZM21 128V129H20ZM24 128V129H23ZM36 129V130H35ZM60 129V128H59ZM44 130V131H43ZM54 131V130H53ZM53 131H52V133H53ZM40 132H42V133H40ZM52 133H51V136H49V138L47 139L48 141L50 140V138L52 137ZM39 134H41L40 135V137H39ZM25 135V136H24ZM38 137V138H37ZM48 143V142H47ZM22 145L23 146H25L23 143H22ZM27 146H29V147H33V146H31V145H27ZM3 147V146H2ZM4 148V147H3ZM10 151V150H9ZM41 153V152H40ZM43 154V153H42ZM45 155V154H44ZM47 156V155H46ZM8 162H9V164H10V166H11V168H12V171L9 173V171L8 172H6V171H3V169H5V168H3L4 167V165L3 166H1L3 169H2V171L4 172H2V171H0L2 174H4V175H6V177H8V175H9V177L8 178H6V179H12V182L13 183H11V181L10 180H6V179H4V178H1L2 176H4V175H0V185H3V187L4 188H6L5 190H4V188H3V191L4 192H2L1 190H0V198L2 197V195H3V197L1 198V201H2V203H4V205L6 206L7 204H8V202L7 201H11V202H9V204L8 205H14V204H12L13 202H15V203H18V202H21V200H23V199H25V200H28V198H29V200H31V201H40V200H42V199H44L47 195H48V193H49V191L47 192V193H45V190H43V188H42V186H40V185H38L37 184V182L35 183V178H36V174H38V173H40V171H42L41 169L43 168V165L41 166V164L40 163H37L36 161H34L33 159H30V158H26V157H22V156H19V155H17V154H15L13 151H10V155H9V153H8ZM16 160V161H15ZM29 160V161H28ZM36 163V164H35ZM1 167H0V170H1ZM37 167V168H36ZM17 172V173H16ZM14 173V174H13ZM17 175H16V174ZM13 174V175H12ZM19 174V175H18ZM16 175V176H15ZM5 177V176H4ZM23 178V179H22ZM3 179V181H1ZM15 179V182L13 181ZM22 181V182H21ZM26 181V182H25ZM65 181V180H64ZM3 182V183H2ZM7 182H9V183H7ZM20 182V183H19ZM5 183H7V184H5ZM34 183V184H33ZM8 184L10 185V184H12L11 186H10V188L8 189ZM14 184V185H13ZM22 184V185H21ZM30 184V185H29ZM34 185V186H33ZM36 185H37V187H36ZM13 186H15V187H13ZM19 186V187H18ZM40 188H39V187ZM12 187H13V189H12ZM33 187V188H32ZM36 188V189H35ZM38 188H39V190H38ZM67 188V184L64 182V186L62 187V191H59V193L58 194H56V196L45 206V209H44V211L47 213V214H49V213H52V214H57V213H60V212H62V211H66V210H68L69 208L66 206V203H67V199H62V196H63V194H64V192H66V189ZM71 188V187H70ZM0 189H2V186H0ZM14 189H15V191H14ZM23 189H25V190H23ZM29 189V193H28V190ZM7 190H8V192H7ZM10 190V191H9ZM36 190V191H35ZM13 191V192H12ZM18 191H19V193H18ZM32 191V192H31ZM39 193H38V192ZM11 192V193H10ZM30 192L33 194H30ZM2 193H4V194H2ZM8 193V195L6 196V194ZM16 193H18V194H16ZM43 193V194H42ZM11 194H13L14 196H16V198H14ZM27 194V195H26ZM36 194V195H35ZM37 194L38 195H40V196H37ZM9 195H10V197H11V200H10V197H9ZM29 195V196H28ZM4 196H6L5 198H4ZM24 197V198H23ZM28 197V198H27ZM6 201V203L7 204H5V202L3 201ZM18 199V200H17ZM14 200V201H13ZM13 201V202H12ZM18 201V202H17ZM66 207H65V206ZM2 208H1V211H2V209H3V211H4V207L3 206H1ZM59 207H60V209H59ZM6 210V209H5ZM55 210V211H54ZM43 210L41 211V212H44ZM29 212H31V211H29ZM44 212V213H45ZM28 213V211H26V212H18L17 214H15V216H14V221H16L15 223H14V228L17 230V231H19V232H21V233H24L25 232V230L22 228V227H20L19 225H18V223H17V220L16 219H20L21 220V218H23L24 216L23 215H25V214H27ZM19 215H20V218H19ZM21 215H22V217H21ZM50 215V214H49ZM18 216V217H17ZM26 216V215H25ZM63 218V217H62ZM62 218H57V219H53L52 221H56V220H59V219H62ZM66 218V217H65ZM19 221V220H18ZM40 222V223H39ZM44 221H41V220H39L38 222H37V224H35V226H30L29 228H27L28 230H29V232L28 233H30V232H33V231H35V230H39V229H41V228H43V224L44 225H46L47 224V222H45V223H43ZM3 223H1L0 222V228H2L3 227V225H2ZM42 225V226H41ZM17 226V227H16ZM3 230H1L0 229V234L1 233H3V234H1L0 235V243H2V245H3V247L5 246L6 247V251H7V254L4 256V254L6 253V251H5V248H4V250H3V247H1V244H0V248L3 250V258L0 256V258L1 259H3V260H7L8 258H10V255L12 256V259H14L13 260V262L11 263V264H14V263H16V264H21L20 262L19 263H17L18 261V259L16 260V262H15V258L18 256L19 257V255H20V253L22 254L21 256H23L24 257V255H26V254H28V255H26L24 258H26V260H25V262H23V264H27V262H28V260H30V259H33V258H37V257H42V258H40V260L41 259H48V260H55V261H61V262H64L65 261V264L67 263H73V264H75V262H77V261H75V262H73V261H71V259H73V257H72V253H71V251H70V249L68 248V240L66 239V238H63L62 237V231L60 230V231H55L54 233H51L47 238H45L44 240H41L40 242H31V241H23V240H16L15 241V239H12V240H14L12 243V245L11 244H9V243H11L10 241V237H9V235L4 231V228H2ZM24 230V231H23ZM27 230V231H28ZM61 232V233H60ZM27 232H25L24 234H26ZM6 234V235H5ZM52 235L54 236L53 238H52ZM5 238H4V237ZM9 237V239L8 240H10L9 242H6L4 239H7ZM60 237H61V240H60ZM4 238V239H3ZM49 239V240H48ZM58 239H59V241H58ZM6 242V245L4 244L5 242ZM23 241V242H22ZM53 241V242H52ZM22 242V243H21ZM30 242V243H29ZM62 242V243H61ZM7 243L9 244V249H10V247H14V248H17V249H15L14 250V248H13V250H14V253H13V251L11 252V251H9V252H11V254L10 255H8V248H7ZM25 243V244H24ZM65 243V244H64ZM71 243V242H70ZM21 245V246H20ZM71 245H73V246H75L74 244H72L71 243ZM27 246H29V248L27 247ZM52 246H58V252H56L57 254H56V256L55 257H53V256H49V251L52 249L51 247ZM25 247V248H24ZM32 247V248H31ZM31 248V249H30ZM12 249V248H11ZM30 249V250H29ZM69 249V250H68ZM31 251L32 252V254H31V252H29V253H27L26 251ZM16 251H18V252H16ZM36 251V252H35ZM5 252V253H4ZM13 253V254H12ZM15 253H17L16 255H15ZM23 253H24V255H23ZM36 253H37V256H36ZM16 257H15V256ZM39 255V256H38ZM41 255V256H40ZM70 255V256H69ZM6 256H9L8 258L6 257ZM35 256V257H34ZM7 258V259H4V258ZM28 257L30 258V259H28ZM45 257H47V258H45ZM70 257V258H69ZM20 258V257H19ZM39 258H37L38 260H39ZM12 259H9L8 261H11ZM21 259V258H20ZM19 259V260H20ZM34 259V260H35ZM37 259H36V261H37ZM69 259V260H68ZM71 261V262H70ZM29 262H31V261H29ZM28 262V263H29Z\"/></svg>", "mask_w": 264, "mask_h": 264}, {"label": "water", "instance_id": "95a60500", "mask_svg": "<svg viewBox=\"0 0 264 264\" xmlns=\"http://www.w3.org/2000/svg\"><path fill=\"white\" fill-rule=\"evenodd\" d=\"M0 129L5 131V133L7 134L10 146L14 149V151L17 154L22 155L24 157L36 158V159L45 161L46 163H49L50 165H52L53 168L56 170L55 185H54L51 193L49 195H47L43 200H41L40 202L22 201V202H18V203H15L14 205H12V207L8 210L6 218L2 224L5 232L9 235V237H11L12 239H15V240L38 241L40 239H43L47 234H49L53 230L64 229V226L72 225L75 228L79 229L80 231L85 232L93 240V244L95 246V255H94L93 259H91L87 264H96L98 261V257H99L98 243H97L94 235L92 234L91 230H89V228L86 225H84L83 223H81L77 219L68 218V217L63 218V219H59V220L54 221L48 225H45L43 228H41V230L36 231L34 235L29 234V233H26V235H19V234L12 232V230L10 229L9 219L13 215L17 214L18 212H26V211L29 212L33 209H37L38 207H41V206L47 204L50 200H52L54 198L56 193L59 191L63 178H62V174H61V171L59 169V166L51 158H49L48 156L41 154L39 152L27 149V148L19 145V143H17L15 141V139L13 138V136L11 135V133L9 131L8 122L5 118V116H1V115H0ZM39 235H41V236L39 237Z\"/></svg>", "mask_w": 264, "mask_h": 264}]
</instances>
